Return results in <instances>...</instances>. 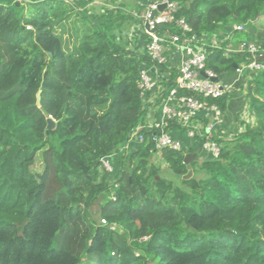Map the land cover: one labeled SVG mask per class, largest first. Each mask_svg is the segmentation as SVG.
<instances>
[{
  "label": "trees",
  "instance_id": "obj_1",
  "mask_svg": "<svg viewBox=\"0 0 264 264\" xmlns=\"http://www.w3.org/2000/svg\"><path fill=\"white\" fill-rule=\"evenodd\" d=\"M90 1L0 0V50L8 55L0 56V264H264V70L244 78L254 122L241 120L229 138L214 134L217 157L201 152L194 168L196 159L183 163L191 147L157 152L148 139L126 151L136 127L148 133L147 98L159 105L177 71L159 65L163 90L141 95L146 50L115 32L117 19H135L88 13ZM174 1L175 16L198 36L260 41L246 29L264 0ZM223 47L206 55L221 77L242 60ZM232 96L206 101L223 115ZM48 116L55 123L46 136ZM176 131L185 133L172 122L168 132ZM113 152L112 172L101 170L100 158ZM155 155L177 183L161 176Z\"/></svg>",
  "mask_w": 264,
  "mask_h": 264
},
{
  "label": "built area",
  "instance_id": "obj_2",
  "mask_svg": "<svg viewBox=\"0 0 264 264\" xmlns=\"http://www.w3.org/2000/svg\"><path fill=\"white\" fill-rule=\"evenodd\" d=\"M160 5H164L162 9H158ZM177 9L178 4L174 0H148L141 13V25L147 37L145 50L150 64L140 69V94L144 95L146 91L155 88L157 92L163 90L159 79L164 74L158 66L167 63L169 52L177 53L179 62L176 66L174 87L161 97L158 117L148 118L143 126L148 133H140L141 126L136 127L124 149L128 151L145 139L152 142V151L158 152L165 148L181 149V142L168 132L169 125L175 122L185 129L188 137L202 138V150L212 157H217L220 145L213 139L214 127L221 122L222 115L219 108L215 104H208L206 99L218 98L232 92V84L223 81L222 77L213 79L218 75L206 67L207 48L219 49L224 42L225 53L240 54L242 60L237 64L235 72L241 76L244 70H264V41L251 39L233 42L229 34L221 38L216 35L198 36L182 17L175 16ZM153 11L157 13L154 14ZM170 24L176 27L177 32L168 31L166 26ZM235 29L241 31L244 27L237 25ZM179 90L189 94H178ZM115 154L116 152H113L100 158L101 170L112 172L110 159ZM101 222L105 223V220L101 219Z\"/></svg>",
  "mask_w": 264,
  "mask_h": 264
},
{
  "label": "crops",
  "instance_id": "obj_3",
  "mask_svg": "<svg viewBox=\"0 0 264 264\" xmlns=\"http://www.w3.org/2000/svg\"><path fill=\"white\" fill-rule=\"evenodd\" d=\"M93 3L101 4V6L96 7L98 10H90L93 7ZM148 3V0H91L86 6L85 9L88 13L92 14H100L105 9H111L113 11L120 10L122 16L133 17L135 20L132 21L130 27L126 30V40L124 41L130 48H138L141 50L145 49L146 39L143 27L141 25V13L144 10L145 5ZM246 31L252 35L255 39H259L260 41H264V27H260L256 24V21L253 23L252 28L246 29ZM128 34V35H127ZM167 66L174 67L179 62V55L175 52L168 53ZM227 76V83L232 84V92L233 96L228 100L226 112L222 115V120L220 123L216 124L214 127V134H217L220 137L229 138L234 133L240 130V112L245 105V99L243 98L242 92L244 89V85H246L245 77L239 76L235 79H231V75L225 73ZM223 75V76H224ZM222 76V77H223ZM250 77V76H249ZM232 81V82H231ZM245 81V82H244ZM157 93V89H154ZM156 97V96H155ZM155 97L151 95L147 98V102L151 105V111L148 118H154L155 114H158L160 104H155ZM239 110V111H238ZM206 123L205 120H203ZM174 138L178 139L182 147L192 148L194 150L195 159L198 157V153L202 155L204 151L201 149L200 140L197 138H190L185 133L181 131L174 132ZM202 152V153H201ZM189 153V152H187ZM189 153V154H193ZM191 160V161H193Z\"/></svg>",
  "mask_w": 264,
  "mask_h": 264
},
{
  "label": "rangeland",
  "instance_id": "obj_4",
  "mask_svg": "<svg viewBox=\"0 0 264 264\" xmlns=\"http://www.w3.org/2000/svg\"><path fill=\"white\" fill-rule=\"evenodd\" d=\"M98 6H101V4H95V3H93V7L94 8H90V10H93V12H94V10H98V9H96V7H98ZM122 21V22H121ZM117 22H120L121 23V27H120V29H116L115 30V32L121 37V39H122V42H124L125 40H126V30L130 27V24H132V20L131 19H127V18H125V19H123V20H120V19H117L116 20V22L115 23H117ZM256 24L257 25H259L260 27L262 26V27H264V12L257 18V20H256ZM128 35V34H127ZM239 41V40H238ZM1 55H3L2 56V58L1 59H3V61L4 60H6L7 59V57H8V55H6L5 53H3L2 54V51L0 50V56ZM258 71H256V72H250V71H248V70H244L243 71V73H242V76H244V77H249L250 75H254L255 73H257ZM227 74H230L231 75V79L233 80V79H235L236 77H237V73L235 72V70L234 71H229V72H227ZM222 80L223 81H228L227 80V76L226 75H224L223 77H222ZM246 81V80H245ZM244 81V82H245ZM232 82V81H231ZM245 88H246V85H244V89H243V92H242V95H243V98L245 99V105H244V107L242 108V110L241 111H239L240 112V119L241 120H245V121H247L248 120V122H250V123H253L254 121H253V117H252V115L250 114V111H249V109H248V103H247V100H246V97H245ZM240 129H242V127L240 126ZM202 158H204L200 153H198V157H197V159H196V163L193 165V167L194 168H196V166H197V164L201 161V160H203ZM151 161H152V163H154V164H156V165H160V167H161V170H160V174H161V176H163V177H165L166 179H169V180H172V182L173 183H177L178 182V177L177 176H175L168 168H167V166H166V164L165 163H162V162H160L159 160H158V158H157V156L155 155V156H153L152 157V159H151ZM41 168H42V164H41V159L39 158V156L38 157H36V159H35V161H34V163H33V165L31 166V170L33 171V172H39L40 170H41ZM94 208L92 209V211H91V213H92V215L94 216V218L97 220V221H100V217H99V215H98V211L96 210L97 209V207H96V204L93 206Z\"/></svg>",
  "mask_w": 264,
  "mask_h": 264
},
{
  "label": "water",
  "instance_id": "obj_5",
  "mask_svg": "<svg viewBox=\"0 0 264 264\" xmlns=\"http://www.w3.org/2000/svg\"><path fill=\"white\" fill-rule=\"evenodd\" d=\"M17 3H18V2H17ZM163 6H164V5H160L158 9H162ZM153 13L156 14L157 11H153ZM234 67L237 68V64H236V63H234ZM220 78H221V75H219V76H217V77H215V78H213V79H214V80H217V79H220ZM39 94H40V93L38 92V93H37V104L39 103ZM46 121H47V128H46V130H45V135L47 136V135H48V131L54 127V123H55V122H54V120H53L51 117H49V116L47 117ZM194 158H195V154H194V153H193V154L186 153V154L184 155L183 163H185V164L187 165V164H189V163L191 162V160H193ZM192 174H193L192 169H188L187 173L184 174L182 177H183V179H189V178H191Z\"/></svg>",
  "mask_w": 264,
  "mask_h": 264
}]
</instances>
